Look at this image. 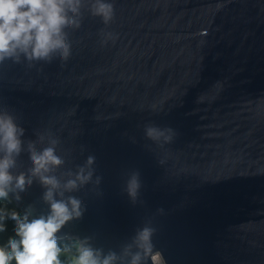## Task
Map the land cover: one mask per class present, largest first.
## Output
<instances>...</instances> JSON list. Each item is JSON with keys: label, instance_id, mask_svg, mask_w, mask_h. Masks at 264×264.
<instances>
[{"label": "water", "instance_id": "1", "mask_svg": "<svg viewBox=\"0 0 264 264\" xmlns=\"http://www.w3.org/2000/svg\"><path fill=\"white\" fill-rule=\"evenodd\" d=\"M110 2L108 24L85 9L66 30V61L0 64V111L25 129L24 147L55 138L57 174L94 155L103 177L72 193L86 211L58 242L119 254L148 226L142 264H264V0ZM149 124L175 135L149 139ZM30 167L22 151L13 171ZM137 170L133 204L124 189ZM43 192L34 181L9 197L38 216Z\"/></svg>", "mask_w": 264, "mask_h": 264}, {"label": "clouds", "instance_id": "2", "mask_svg": "<svg viewBox=\"0 0 264 264\" xmlns=\"http://www.w3.org/2000/svg\"><path fill=\"white\" fill-rule=\"evenodd\" d=\"M85 9L104 24L114 16L110 0H0V64L5 60L19 63L21 57L29 64L51 62L56 56L66 61L72 48L66 30L81 28ZM144 131L152 140H170L175 135L172 128L151 124ZM24 133L25 129L9 112L0 111V200L12 193L19 201L20 193L38 181L44 188L42 200L49 211L33 216L31 206L23 214L0 208V232L6 230V220L15 224V235L0 245V264H65L61 256L71 250L59 245L57 233L68 222L82 218L86 211L82 200L72 193L89 184L98 188L103 177L96 175L94 155H88L74 170L57 174L65 165V159L57 154L59 141L49 138L48 146L38 149L36 141L29 140L25 148L21 139ZM43 139L40 137L41 142ZM22 151L29 153L31 167L16 174L13 170ZM141 188L140 172L132 171L124 191L133 204ZM158 211L162 213L163 209ZM153 231L148 226L139 229L133 243L124 245L119 254L112 250L105 253L85 238L76 254L69 256L68 264H142L143 257L151 252Z\"/></svg>", "mask_w": 264, "mask_h": 264}, {"label": "trees", "instance_id": "3", "mask_svg": "<svg viewBox=\"0 0 264 264\" xmlns=\"http://www.w3.org/2000/svg\"><path fill=\"white\" fill-rule=\"evenodd\" d=\"M0 208H5L8 210H15L18 213L23 214L22 210L19 209L13 200L8 196L6 200H0ZM6 230L4 232H0V245L6 244L9 237H13L15 235L14 228L15 224L11 220L5 221ZM59 245L63 248L67 246L71 251L68 253H65L61 256V259L65 261V264H68L69 256L75 255L77 252V248L79 246L78 241L71 242L70 239H64L58 242Z\"/></svg>", "mask_w": 264, "mask_h": 264}, {"label": "rangeland", "instance_id": "4", "mask_svg": "<svg viewBox=\"0 0 264 264\" xmlns=\"http://www.w3.org/2000/svg\"><path fill=\"white\" fill-rule=\"evenodd\" d=\"M155 259H156V260H155ZM154 260H155V263H156V264H159V263H158V262H159L158 260H162V259H161V257H160L159 255H156V256L154 257Z\"/></svg>", "mask_w": 264, "mask_h": 264}, {"label": "bare ground", "instance_id": "5", "mask_svg": "<svg viewBox=\"0 0 264 264\" xmlns=\"http://www.w3.org/2000/svg\"><path fill=\"white\" fill-rule=\"evenodd\" d=\"M155 260H156V259H155ZM158 261H159V262H158L159 264H163V263H162V260H158Z\"/></svg>", "mask_w": 264, "mask_h": 264}, {"label": "built area", "instance_id": "6", "mask_svg": "<svg viewBox=\"0 0 264 264\" xmlns=\"http://www.w3.org/2000/svg\"><path fill=\"white\" fill-rule=\"evenodd\" d=\"M163 263V262H162Z\"/></svg>", "mask_w": 264, "mask_h": 264}]
</instances>
